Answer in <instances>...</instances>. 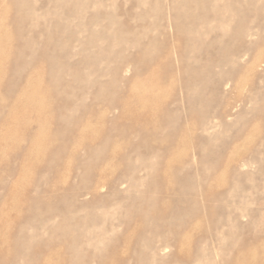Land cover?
Listing matches in <instances>:
<instances>
[{"label": "rangeland", "instance_id": "obj_1", "mask_svg": "<svg viewBox=\"0 0 264 264\" xmlns=\"http://www.w3.org/2000/svg\"><path fill=\"white\" fill-rule=\"evenodd\" d=\"M9 26L0 264H264V0H27Z\"/></svg>", "mask_w": 264, "mask_h": 264}, {"label": "bare ground", "instance_id": "obj_2", "mask_svg": "<svg viewBox=\"0 0 264 264\" xmlns=\"http://www.w3.org/2000/svg\"><path fill=\"white\" fill-rule=\"evenodd\" d=\"M27 0H0V50L5 47L6 39L9 34L15 29L9 26L10 20H21L23 17V9ZM154 131H158V127L154 126ZM185 235H180L173 232L170 236L165 238V244H171L175 241L177 245L179 241L184 239ZM187 239V238H186Z\"/></svg>", "mask_w": 264, "mask_h": 264}]
</instances>
